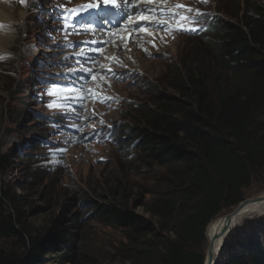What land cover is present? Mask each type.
<instances>
[{
	"label": "trees",
	"instance_id": "obj_1",
	"mask_svg": "<svg viewBox=\"0 0 264 264\" xmlns=\"http://www.w3.org/2000/svg\"><path fill=\"white\" fill-rule=\"evenodd\" d=\"M221 10L234 21L219 18L209 40H194L208 46L219 70L200 62L187 67L185 77L160 82V89L150 84L149 103L135 105L133 123L126 125L127 148L139 152L133 167L151 183L137 191L118 177L101 194L108 202L75 201L92 208L82 219L92 214L123 232L127 245L112 254L119 263L204 264L198 249L208 223L243 201L244 189L264 172V0ZM8 165L0 159V169ZM136 201L151 217L130 209ZM24 204L0 185V264H105L109 254L88 243L93 234L72 231L71 210L33 226ZM248 226L230 231L219 255L228 250L216 264H264V225Z\"/></svg>",
	"mask_w": 264,
	"mask_h": 264
},
{
	"label": "rangeland",
	"instance_id": "obj_2",
	"mask_svg": "<svg viewBox=\"0 0 264 264\" xmlns=\"http://www.w3.org/2000/svg\"><path fill=\"white\" fill-rule=\"evenodd\" d=\"M9 1L7 0L6 7L10 9L11 14L9 11L3 15L0 0V25L9 24L5 21L7 17L13 18L10 29L9 27L0 28V56L5 57L0 59V159L4 158L9 162L7 168L0 169V185L8 188L13 196L24 200L26 220L33 226L47 225L52 218L62 216L68 208L71 211H68L66 220L72 218L77 225L75 229L72 228V231L79 234L82 232L93 234L88 243L100 255L108 257L107 254H109L105 264H122L118 259H114L112 254L116 246L120 247L121 243L127 245L123 232L96 222L92 214L82 219L92 208L87 205L88 203L75 204V201L85 197L90 198L93 204L99 201L108 202L106 196L101 197V194L104 195L108 186L114 185L118 177H121L124 183L134 185L133 188L137 187L135 188L137 191L142 184L151 183L149 178L145 181L133 167L132 163L137 160L138 150L135 147L127 148L131 137L125 125L133 123L135 105L149 103L150 84L160 89L162 87L159 85L160 82H167L172 77H185V69L190 65L196 67L200 62L203 67H209V69L212 67L214 72L219 70L218 65L209 60L212 56L208 52V46L194 41L196 37L184 34L177 37L174 31L162 26L161 29L155 30L158 40L151 45L152 54L159 57L150 58V60L138 58V67L143 71V74H139V79L135 82L132 80V83L124 82V84L115 85L116 91L123 97V102L106 101L101 104L99 98H104L108 93L102 86L104 71L101 63L95 60L87 62L85 73L91 82V109L86 106L84 116L77 115L66 119L67 125L76 126L80 123V136H78L80 138L76 137L74 130L64 128L62 131L65 139L81 142L83 145L78 144V147L82 149L73 150L69 161L65 162L63 167L40 172L38 168L43 165L40 157L47 154L48 149L40 151L39 138L50 126L43 117L39 120L34 115V113L40 114L45 109L39 100H34L38 92L32 90L30 86L32 79L29 76V67L35 65L36 61L32 60L33 57L43 59L36 45L44 40L40 38L38 42H35L40 31L38 24L36 25L34 11L13 5ZM165 1L170 6V12H175L177 5H183L182 0ZM238 1L240 0H212V7L204 5V9L206 13L217 11L221 19L234 21L221 9L232 12L236 10ZM165 21L176 23L177 19L165 16ZM25 32L29 35H25ZM32 37L33 39H30ZM207 37L209 40V35ZM33 42L35 43L32 44ZM203 57H207L205 62ZM181 60H184L183 67ZM206 63H209L211 67ZM178 66H181L182 70L177 73L175 70ZM33 68L35 70L37 66ZM89 69L91 71H88ZM127 77L130 79V76ZM116 80H118L117 76L114 77L115 83ZM53 112L54 110H49V113ZM36 152H39V156H35ZM153 169L157 170V167ZM262 194H264V172L256 176L250 186L244 189V200L253 199ZM71 196L77 198L72 199ZM138 202H132L130 209L145 217H151ZM234 208L223 209L219 213L226 214ZM247 224L249 225L247 228L264 225V215L250 216L241 225L246 227ZM68 226L71 224L68 223ZM257 238L262 239V235L257 234ZM0 242H2L1 239ZM206 246L207 240L198 249L205 255ZM227 250H223L218 261ZM49 262H52V259H49Z\"/></svg>",
	"mask_w": 264,
	"mask_h": 264
},
{
	"label": "snow or ice",
	"instance_id": "obj_3",
	"mask_svg": "<svg viewBox=\"0 0 264 264\" xmlns=\"http://www.w3.org/2000/svg\"><path fill=\"white\" fill-rule=\"evenodd\" d=\"M21 2L24 3L25 0H21ZM201 2L206 3L207 0H201ZM111 7H112V10L115 11L117 15L123 16V15L127 14L126 9L129 7V5H127L126 3L119 2V0H111ZM132 7L134 8V10L137 7H139V9L142 11L150 12L152 14V16L159 14V15H164V16H168V17H179L180 21L193 19L189 16H180L179 10L184 7L183 5H177V10L175 12H170V11H166V10L161 11L159 9L153 10V9L148 8L147 6H132ZM187 11L190 13L192 10L189 8V9H187ZM81 13H90V14H95L96 16L108 15L109 14L108 0H101L100 3H90V4H86V5H79L76 8H72V9L65 8L64 9V15H63L64 28L65 29L71 28L73 25H72V23H70V20L73 17H79ZM200 15H202V13L197 11L196 16L198 17ZM140 19L145 20L147 23L161 24L168 30H175V31H195L196 30L195 28L185 26L182 23H180L177 27L173 28L171 23H169V22L156 21L154 19H149V17H147V16H141ZM75 23L79 24V23H81V21L79 19H77V20H75ZM125 26L126 27H134V26L139 27L140 25H138L135 21H132L131 23H129L128 25H125ZM6 27L7 26H5V25H0V28H6ZM4 58L5 57L0 56V59H4ZM88 71H91V70L89 69ZM109 71H111V70L109 69ZM49 95H55V92L50 91ZM99 99H101V102H104L106 100L114 99V98L105 97V98H99ZM55 106L56 105L54 103L49 104V107H55ZM101 123H103V121H101ZM61 151H63V150H61Z\"/></svg>",
	"mask_w": 264,
	"mask_h": 264
},
{
	"label": "bare ground",
	"instance_id": "obj_4",
	"mask_svg": "<svg viewBox=\"0 0 264 264\" xmlns=\"http://www.w3.org/2000/svg\"><path fill=\"white\" fill-rule=\"evenodd\" d=\"M7 0H1V13L3 15L7 14L10 9L6 7ZM11 14V11H10ZM9 14V15H10ZM13 18L7 17L5 19L6 22H9L7 27L9 29L12 27ZM264 196V194L260 195ZM259 198V197H256ZM247 199L242 205L237 208H234L232 211L228 213L218 214L215 216L207 225L206 227V240H207V250H206V258L208 254V247L211 244L212 240H214V247H213V256L214 258L218 259L219 252L222 247L224 235H221L222 229L227 227L228 229H234L237 226H240L246 219L250 216H262L264 215V199L256 200ZM206 258L204 259L206 261ZM205 264V263H204Z\"/></svg>",
	"mask_w": 264,
	"mask_h": 264
},
{
	"label": "water",
	"instance_id": "obj_5",
	"mask_svg": "<svg viewBox=\"0 0 264 264\" xmlns=\"http://www.w3.org/2000/svg\"><path fill=\"white\" fill-rule=\"evenodd\" d=\"M259 198H256V200H261V199H264V196H258ZM247 199H245V200H243V201H241L235 208H237V207H239L240 205H242L245 201H246ZM232 229H228L227 227H224L223 229H222V234L221 235H224V238H223V243H222V247H223V244H224V240H225V238H226V236L230 233V231H231ZM213 247H214V240H212V242H211V244L209 245V247H208V254H207V258H206V256H205V258H206V261L204 260V263L205 264H216L217 263V261H218V259L217 258H214V256H213ZM222 247H221V249H222Z\"/></svg>",
	"mask_w": 264,
	"mask_h": 264
},
{
	"label": "clouds",
	"instance_id": "obj_6",
	"mask_svg": "<svg viewBox=\"0 0 264 264\" xmlns=\"http://www.w3.org/2000/svg\"><path fill=\"white\" fill-rule=\"evenodd\" d=\"M125 126H126V125H125ZM123 128H124V127H123ZM43 135H44V132L40 135V138H41V136H43ZM40 138H39V139H40Z\"/></svg>",
	"mask_w": 264,
	"mask_h": 264
}]
</instances>
